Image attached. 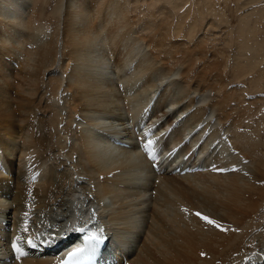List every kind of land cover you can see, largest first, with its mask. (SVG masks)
<instances>
[{
  "label": "bare ground",
  "instance_id": "6f19581e",
  "mask_svg": "<svg viewBox=\"0 0 264 264\" xmlns=\"http://www.w3.org/2000/svg\"><path fill=\"white\" fill-rule=\"evenodd\" d=\"M49 1L0 0V264H53L93 217L96 264H264L260 127L239 111L260 95L234 82L254 62L264 79V43L129 0H58L51 26Z\"/></svg>",
  "mask_w": 264,
  "mask_h": 264
},
{
  "label": "rangeland",
  "instance_id": "374dc122",
  "mask_svg": "<svg viewBox=\"0 0 264 264\" xmlns=\"http://www.w3.org/2000/svg\"><path fill=\"white\" fill-rule=\"evenodd\" d=\"M57 1L50 0L46 7V13L50 18V11ZM246 1L248 0H129V5L133 10L140 9L138 12L131 13L132 15L135 14L139 17L153 14L159 19L168 21L169 29L172 31H175L177 28L183 31H219L221 33V44L234 50L238 40L242 39L243 36L250 38L248 35H251L252 40L256 42L253 38L255 36L258 41L261 40L264 43V0H256L257 2L253 1L252 4H247ZM236 2L238 3L236 4ZM40 6L41 4L38 3L36 12H40ZM250 12L253 13L249 17L248 14ZM2 15L6 16L5 11L2 12ZM240 16H242L244 27V30L241 29V33L236 28ZM51 26H54L52 18ZM249 30H251V33H249ZM253 46V52H251L253 54L249 53L250 59H252L251 62L254 59L259 60L256 57L259 54L260 56L263 55L262 62L264 63V51L256 50L255 43ZM246 66V69L240 68V77L234 80V82L244 85L248 89L249 95L259 94L260 99L252 106L241 105L239 107V111L243 114L244 118L242 127L248 128L251 131L260 127V131L257 132L259 142L258 156L264 157V79L260 77V74L249 70H258V62L251 63L250 66L246 64ZM245 70L249 71L242 74ZM261 71L264 73V67H262ZM228 75L233 78L232 71L231 75ZM256 86L258 90L255 89ZM244 102L245 100L241 98L240 103ZM250 120L251 124L248 127ZM217 142L215 141L214 143ZM258 220L259 225H263L264 213L259 215ZM43 227L48 228L49 226L44 224Z\"/></svg>",
  "mask_w": 264,
  "mask_h": 264
},
{
  "label": "snow or ice",
  "instance_id": "6c2138e0",
  "mask_svg": "<svg viewBox=\"0 0 264 264\" xmlns=\"http://www.w3.org/2000/svg\"><path fill=\"white\" fill-rule=\"evenodd\" d=\"M151 144H152V142L151 141H148V143L145 145V150L146 151L150 149ZM194 215L198 216L201 220H204L206 223H208L210 225H213V226H215L217 228H220L221 227L215 220H212V219H210L207 216H203L199 212L194 213ZM221 230H224V229L221 228ZM17 239H19V238H17ZM98 242L99 241H97V243ZM28 244L31 245L32 244V241L29 240L28 241ZM12 248L18 253V256H17L18 259L24 255V252L17 246V244L15 242L12 243ZM84 252H85V249H82V248H76V249L72 250L71 252L68 253V259L65 260L63 262V264H78V261L76 259H74V258L82 255ZM201 255L203 256L204 253H201Z\"/></svg>",
  "mask_w": 264,
  "mask_h": 264
}]
</instances>
